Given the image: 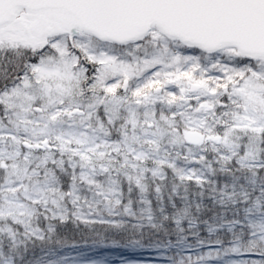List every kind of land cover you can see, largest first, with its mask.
I'll use <instances>...</instances> for the list:
<instances>
[{"label": "snow or ice", "instance_id": "6c2138e0", "mask_svg": "<svg viewBox=\"0 0 264 264\" xmlns=\"http://www.w3.org/2000/svg\"><path fill=\"white\" fill-rule=\"evenodd\" d=\"M114 250L264 264V0H0V264Z\"/></svg>", "mask_w": 264, "mask_h": 264}, {"label": "trees", "instance_id": "16d2710c", "mask_svg": "<svg viewBox=\"0 0 264 264\" xmlns=\"http://www.w3.org/2000/svg\"><path fill=\"white\" fill-rule=\"evenodd\" d=\"M66 228H67V232H68L69 235H74L75 234V227H74V225L71 224V222H69V224L66 226ZM130 253L137 254V255L149 254L150 258L164 257L163 254H161L159 252H156V251H152V250L137 251V252H130V251H125V250H114L111 253H109V255H110L111 258H121V257H124L126 255H129ZM138 263H154V261H152V259H150V260L142 259V261H139Z\"/></svg>", "mask_w": 264, "mask_h": 264}, {"label": "rangeland", "instance_id": "374dc122", "mask_svg": "<svg viewBox=\"0 0 264 264\" xmlns=\"http://www.w3.org/2000/svg\"><path fill=\"white\" fill-rule=\"evenodd\" d=\"M149 256H150L149 254L137 255V254L130 253L129 255H126V256L121 257V258H111V261H112V264H121V263H118L116 261L119 259H129V258L135 259V261H137V262L142 261V259H144V260L152 259V261H154V263H138V264H160V262L164 259V257L150 258Z\"/></svg>", "mask_w": 264, "mask_h": 264}]
</instances>
